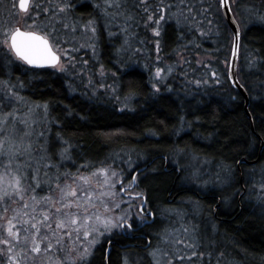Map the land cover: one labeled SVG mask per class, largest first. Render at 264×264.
I'll return each instance as SVG.
<instances>
[{"label": "trees", "instance_id": "trees-1", "mask_svg": "<svg viewBox=\"0 0 264 264\" xmlns=\"http://www.w3.org/2000/svg\"><path fill=\"white\" fill-rule=\"evenodd\" d=\"M12 2L0 0V16L7 15L8 22L17 12ZM147 2L155 6L159 0ZM230 2L242 32L238 77L250 100L251 119L245 99L229 78L234 39L221 0H189L197 19L203 21L198 27L205 35L195 27L189 31L187 26H178L175 19L167 20L165 9L157 14H164L167 20L160 22V36L152 31L154 21L145 27L148 13L136 6L140 0H125L120 9L107 8L110 13H123L115 20L105 14V0H71L67 22H75L76 31L65 29L61 22V44L73 49L82 70L106 72V80L113 86L112 90L107 86L106 93L85 89L84 79L80 84L64 72L30 68L0 49V82L15 85L11 91L24 98L9 99L0 91V117L9 119L2 125L6 131L0 138L9 135L14 118L7 114L15 109L17 128L23 129L19 121L26 119L33 129L32 140L44 133L34 145V157L39 158V144L46 141L50 162L57 165L46 168L41 161V185L33 196L47 197L62 173L113 167L126 181L135 178L136 190L155 217L152 225L137 228L142 235L137 240L116 232L108 237L107 232L97 235L102 242L80 264H125V257L131 264L132 258L141 260L147 255L149 250L144 247L153 236L171 228L183 231L184 226L197 236L196 264H264V203H257L250 190L263 179L259 171L264 168V20L260 19L264 17V0ZM129 15L133 19H126ZM51 16V5L42 0L38 22L48 27L40 32L51 31L52 24L57 29L59 23L50 22ZM90 20L95 33L91 26L85 28ZM71 34L76 41L71 40ZM200 59L203 63L199 66ZM155 69L165 72L156 86ZM8 147L5 144V149ZM65 147H69V158L61 159L60 151ZM243 160L258 163L239 165ZM126 162L132 165L131 170H127ZM4 163L6 158L0 157V175ZM17 163L13 161L9 169L26 191L29 185L35 186L33 172L23 168L16 171ZM218 181L228 185L220 188ZM5 190L11 195L4 196ZM12 192V188H0V218L6 214L15 217ZM26 194L27 199L29 191ZM27 207L21 203V213L32 210ZM24 225L18 222L16 235L27 233ZM45 229L48 227L44 226L41 234ZM99 231L104 232V228ZM3 233L13 241L11 251L15 253L4 251L0 243V264H17L13 258L19 256L15 244L19 240L6 229ZM107 241L112 242L108 255ZM40 242L47 248L46 240ZM57 252L55 260L60 263V248ZM200 253H204L203 258ZM22 257L18 264L26 263Z\"/></svg>", "mask_w": 264, "mask_h": 264}, {"label": "rangeland", "instance_id": "rangeland-1", "mask_svg": "<svg viewBox=\"0 0 264 264\" xmlns=\"http://www.w3.org/2000/svg\"><path fill=\"white\" fill-rule=\"evenodd\" d=\"M12 1H13L12 6H14V8H16L17 11L16 15L10 16L11 18L10 22H8L6 18L7 15L0 16V33L7 31L9 26H12L13 28L19 27L20 29L26 31L36 30L38 32H40V29L45 28L46 25H43L42 28L38 22V17H35L36 27L34 29H29L28 25L32 24V17L35 15V12H33L32 9H30L28 12H22L18 7L19 0H12ZM2 11L3 10H1L0 13ZM6 13L9 14V11H6ZM39 25L41 28L39 27ZM56 30L57 31L55 32V35L59 37V40L58 43L54 46V50L57 51V53L60 55L61 60H60V64L57 67L48 68V69L51 70L52 72L59 74L60 72H64L68 77L77 80L80 84L82 83L80 79H84L85 89H89L91 91L93 88L96 89L93 90L92 92L99 91L106 93L107 86H109V89L112 90L113 86L110 84L111 82H107L106 72L103 69H100L95 73L94 72L89 73L86 70L84 71L77 66L80 63L78 62L77 64V60L73 56L75 52L72 53L73 49L72 48L68 49L66 47H63V45L61 44L63 42V39H60V23L58 24ZM40 33L43 34V32ZM78 33H82V31L79 32L78 30ZM83 35L86 34L83 33ZM72 36L73 37H71V40L76 41L74 35ZM3 39L4 36L0 35V41H2ZM50 41L53 42L51 38ZM0 49L4 53L10 54V56L15 61L21 62L15 57L14 53L10 51L7 45L0 43ZM181 60L183 62L184 58H182ZM202 63H203V59H200L199 66ZM61 66L63 67V70ZM157 70L158 69H155L153 71L155 86L162 82L165 73L161 70L160 76H157ZM155 88L158 89V87ZM3 120H7V122L9 121V119L7 118L0 117V127H2V125L3 126L5 125L2 123ZM66 161L68 160H63V162ZM126 163H127L126 166L128 168L127 170H131L132 165H130V163L128 162ZM101 169H104L105 171L101 172L100 171ZM65 173H67L68 175H65ZM65 173H62L60 175V178L58 179L59 181L55 185L53 190L48 191L47 197H51V200H45L42 198L36 200L31 199V197L35 195V192L30 191L29 186L26 191H22L19 194H17L14 191L12 192V202H14L12 208L14 212H16V214L15 217L6 214L0 218V239H1L0 243L2 247H5L4 251L12 250L11 247L13 245V241L9 237H7L8 235H4L3 233L4 229L7 230L8 234L10 235L13 234V236L17 240H19L17 243H15L18 245L16 249H20L19 251H17V254L19 256L13 258L14 260L17 261H19V259L22 260L21 256L24 255V257H22L23 259L25 258L26 261V263L24 264H29V262L30 263L32 262V264H73V261H75V264L78 263L80 264L81 261L78 258L80 253L83 252L85 248L89 249V251L92 252V249L98 244L97 243L95 245H92L90 243V241H92L94 238H98L97 232L91 231L90 235L85 236L86 228L81 227L82 225H86L87 230H91V229L102 230L104 226L100 221L96 220V216H99L101 218V221L105 219H111L112 221L115 222L118 221L120 217L127 215L129 218L126 220V222H124L121 226L112 228L111 232L107 233V237H108L111 236L114 232H116L117 234L120 233L122 231L123 225L127 222L133 221V219H135L137 222H141L142 218L141 215L139 214V209L141 208L142 205V199L140 198L142 197V195H139L140 197L139 196L137 197V193L139 192L136 190V185L133 186V181L131 180L126 181V177L119 169H114L113 167H107V168L103 167L97 169L88 168L87 170H81L80 168L77 171L71 173L68 172ZM113 173H116V175L114 176ZM259 174H260V178H262L263 176V179L260 180L259 183L254 184V186H252L250 190L252 196L255 198L257 203L258 202L264 203V168L263 170L259 171ZM0 176H3V179L0 180V188L2 189L11 188L9 187V184L14 183L13 176H16V173L8 168L7 172L4 169L3 173ZM40 176L42 175L39 174V178ZM80 176L87 177L88 183L86 184L84 180L79 179ZM58 184L59 187L57 186ZM66 184L72 185L73 188L77 189L78 197L84 198V200L87 201V204L85 206L89 208L88 215L90 216V219L84 220L82 218L84 216V213L82 210H79L81 213V219L78 220L77 225H71L70 224L71 217L64 216V213L68 212L69 209L65 208L62 210L61 213H56V208L60 207L59 201L61 200V197L63 195L60 189L63 188ZM226 185H228L226 182L220 183L218 181V186L220 188H225ZM206 186L208 187V185ZM20 187L23 188L24 185L20 183ZM81 189H83V191ZM28 191L30 196L26 199L25 195H27L26 193ZM21 195L23 196V199L20 198ZM88 197H90L91 199L88 200ZM68 199L71 200L72 198H68ZM54 201L57 202L55 206L53 205ZM21 203H24V205L27 204L28 205L27 208L32 210L27 212V214H25V211L21 213L22 211V210L20 211ZM117 205L119 206L117 207ZM71 211L76 212L78 211V209L72 208ZM45 213H47L49 216V219L47 221L44 220ZM10 217L12 218L10 219ZM60 219H64L66 222H69L67 228L65 229L56 228V225ZM18 222L25 223L24 227L27 230L26 234L24 235L20 234L19 236L16 235L18 231L17 230ZM48 224H51V229L49 228L48 230L45 229V233L41 234L43 227L45 226L47 228ZM33 225H36V227H33ZM76 227L80 228L79 233L73 230ZM9 228H11V232H9ZM37 229H39V235H36ZM52 229L57 232V235L55 237H53V235L52 236L49 235V232H53ZM177 230H178L177 228H171V230H168V232L172 233L173 238L178 236H185V233L183 234V231L181 229L180 231ZM68 231H71V238H69L67 235H63V238L61 239V233H66ZM77 236L79 238H77ZM193 236L197 238L195 232L193 233L192 231H189L187 238L192 239ZM43 237H48V240L43 239ZM160 237L161 235L159 236V241H160ZM57 239H61L60 244H56ZM4 240H7L8 243L7 244L3 243L2 241ZM40 240H46L48 243L53 244L54 246L52 247L51 251L45 252L44 249H46V247H44V245L41 244ZM37 244L41 248V251L37 253V255H33L31 253V250L29 249H32ZM178 247L188 252L189 254L191 253V251H193V249H184L183 245H178ZM58 248H60V263L56 262L55 260L56 257L55 253H58L57 252ZM72 249H75V251H72ZM11 253L14 254L15 251L13 250L11 251ZM144 260L147 261L148 263H146ZM17 261L16 263L18 264ZM193 261H195V257H193L191 261L188 260V262H185V264H195V262ZM175 262L176 261H174L173 264H176ZM131 264H153V259L148 252L147 255H145L144 258L141 260L140 258H136V257L132 258Z\"/></svg>", "mask_w": 264, "mask_h": 264}, {"label": "snow or ice", "instance_id": "snow-or-ice-1", "mask_svg": "<svg viewBox=\"0 0 264 264\" xmlns=\"http://www.w3.org/2000/svg\"><path fill=\"white\" fill-rule=\"evenodd\" d=\"M48 4L52 6V16L49 17V21H56L57 23L63 22V27L65 29H68L71 27V31H76V23L73 22L71 25L67 22L68 14L73 7V4L71 3V0H63L61 3L60 0H47ZM125 2V0H105V14L107 16L112 17V20H115L116 15H123V13H110L107 11V8L112 7L116 9H120L122 7V4ZM221 4H224L228 11H231V7L228 5L227 0H221ZM183 5H187V7H182ZM32 6L36 10L35 15L32 17V24L28 25L29 29H34L36 27L35 24V17L39 16V10L42 7V0L41 2H37V0H32ZM137 7H142L143 12L148 13L146 17L145 27H148V22L155 23V27L152 28V31L156 36L161 35V26L160 22L167 20L175 19L176 23L180 27L187 26L189 31H191L192 28H196L197 31H200L201 35H205L206 33L203 32L198 26L203 23L202 20H198L196 14L192 11L193 5L189 4V0H178V3L173 2H165V0H159V3H157L155 6H152L148 4L147 0H140V3L136 5ZM20 7L24 9L26 12L28 10L26 3L24 0H21ZM99 7V5H97ZM167 10V20L166 16L163 13ZM173 9H175L173 11ZM44 12H48V8H43ZM60 13H64V17H60ZM203 15V13H201ZM59 17V19H58ZM126 19H133L132 16H127ZM261 20H264V17H260ZM93 21L90 20L87 25H85V28H90V30L95 33L97 30L93 25ZM211 23V21H209ZM47 25L45 26V29H47ZM123 31H127L126 28L122 29ZM56 29L55 24H52L51 31L44 30L43 34H40V32L36 30H27V31H21L19 27L13 28L12 26L8 27L7 31H4L0 33V35L4 36V39L0 41V43H3L4 45H7L12 53H14L15 57L24 62L27 65L37 67V68H43L45 66L50 67H57L60 64V57L57 55V51L54 50V46L58 43L59 37L55 35ZM112 33H110L111 35ZM235 38L238 40L239 36L238 34L234 33ZM50 38L52 39V43H50ZM157 48L159 49V41H156ZM238 47V46H237ZM4 59H7L5 57ZM11 63V61H9ZM62 70L63 67L61 66ZM171 70V69H170ZM160 69L157 70V76H160ZM0 84L3 85L2 88H0V91H3L5 96L9 99H16V100H23V97H20L18 93H14L11 91V88H15V85H12L11 87L8 86L7 81L0 82ZM197 84H199V81H197ZM20 87H23V85H20ZM159 91V89H157ZM45 111H47V105L43 106ZM31 111V109H30ZM15 112L14 109L13 112L8 113V116H12L13 124L11 128L8 130L9 135L5 136L3 138H0V157L6 158V163H4L5 171L7 172L9 166L13 163V161H17V169L16 171H19L21 168L23 169H31L33 172L32 179L35 181V186L29 185V187H32V191L35 192L36 188H39L41 185V181L39 179L40 174V164L41 161H44V167H57V165L52 164L51 161V155L48 153L47 149V142L43 144H39V151L41 155L39 158L34 157L33 153L37 150L34 148V145H36L39 141V138L44 136L43 132H40L37 134V139L34 141L31 139L33 136V129L31 124L28 120H20V124H22L24 127L23 129H19L16 127L15 123ZM181 121L183 122V117H181ZM3 124H7V120L2 121ZM6 129L4 127H0V133H4ZM64 144H68L67 141H63ZM5 144H9V147L5 149ZM70 147V145H69ZM69 147H65L60 151L61 159L69 158L68 152ZM24 158L22 162H20V158ZM33 161H35V166H33ZM101 172H104V169L100 170ZM45 176L48 175L47 172L44 173ZM65 175H68L65 173ZM95 175V173H94ZM115 176L116 173H113ZM26 178V175H25ZM3 179V176H0V180ZM79 179L84 180V182L88 183V178L80 176ZM14 183H10L9 187L13 188V191L17 194L21 193L23 189L20 187V179L16 176H13ZM133 183H135V178H133ZM205 183H208L207 181ZM59 187V184L57 185ZM114 187V185H113ZM83 191V189H81ZM60 191L63 193L61 200L59 201L60 207L56 208V213H61L63 209H69L68 212L64 213L65 217H71L70 224L71 225H77L78 220L81 219V213L79 210H82L84 213V216L82 217L84 220L90 219L89 208L85 206L87 204V201L84 200L82 197H78V192L76 188H73L72 185H65L63 188L60 189ZM115 194V193H113ZM11 194L5 190L4 196H10ZM142 195L141 193H137V196ZM21 199H23V196H20ZM68 198H72L69 200ZM31 199L36 200V196H32ZM42 199L45 200H51V197H43ZM91 198L88 197V200ZM66 201V202H65ZM83 201V203H82ZM57 202L54 201L53 205L55 206ZM28 205L25 204L24 207H27ZM119 205H117L118 207ZM94 207V205H93ZM76 208L78 211L72 212L71 209ZM5 211H7V207H5ZM140 211L143 212L144 208L141 205ZM129 217L127 215L122 216L119 218L118 221H112L111 219H105L101 221V218L99 216H96V220L100 221L104 226V232H100L99 229H91L87 230L86 225H82L81 227H85V236L90 235L91 231H96L98 236H103L106 232L110 233L112 228H115L117 226H121ZM49 219V216L47 213L44 215V220L47 221ZM68 223L64 219H60L59 222L56 225L57 229H65L68 227ZM33 227H36V225H33ZM47 227L51 229V224H48ZM131 227V225H129ZM73 230H75L77 233H79L80 228L76 227ZM9 232H11V228H9ZM183 232L185 233V236H178L173 238L172 233L165 230V233L161 235L160 241L156 245V247L151 248L149 250V255L153 259V264H173L174 261H184L189 260L191 261L193 257L197 256V249L199 247V243L197 239L193 236L192 239H188L187 235L189 234V229L184 226ZM36 235H39V229H37ZM53 237L57 235V232L53 230L52 232ZM63 235H67L69 238H71V231H68L66 233H61V239L63 238ZM77 238H79L77 236ZM43 239H48V237H43ZM61 239L56 240V244L61 243ZM3 243L7 244L8 241L4 240ZM92 245H95L97 243H100L98 238H94L92 241H90ZM107 243H111V241H107ZM178 245H183L184 249H193L191 253L184 251L183 249L179 248ZM54 245L49 243L47 248L44 249L45 251H51L52 247ZM31 251L39 253L41 251V248L37 244L35 247L31 249ZM72 251H75V249H72ZM91 255V252L89 249L85 248L83 252L79 255V260L81 262H86L87 258ZM202 258L204 253L199 254ZM73 264H75V261H73ZM125 264H128L127 257H125Z\"/></svg>", "mask_w": 264, "mask_h": 264}, {"label": "water", "instance_id": "water-1", "mask_svg": "<svg viewBox=\"0 0 264 264\" xmlns=\"http://www.w3.org/2000/svg\"><path fill=\"white\" fill-rule=\"evenodd\" d=\"M24 2L26 3L27 8L29 9V7H30V0H24ZM20 3H21V0L19 1V8H20V10L22 12H26L24 9H22L20 7ZM227 3L231 7L230 0H227ZM221 9H222L224 18H225V20H226V22H227V24H228V26H229V28H230V30L232 32L233 39H234L233 40V49H232L231 61H230V66H229V78H230V81H231L232 86L245 99L247 114H248V116L250 118V114L248 113V107H249V104H250V100H249V97H248V94H247L246 90L244 89V87L241 84V82L239 80V77H238V62H239L240 44H241V36H242L241 28H240V25H239L238 21L236 20V18L234 16V13L232 11V7H231V11L229 12L228 11V8L224 4H221ZM20 30L21 31H24L22 29H20ZM234 33L238 34V36H239V39L238 40L235 38ZM57 55L60 57V55L58 53H57ZM60 60H61V58H60ZM25 65H27V64H25ZM27 66L30 67V68H34V69H48V68H53V67H50V66H45L43 68H37V67L30 66V65H27ZM257 163H258V161L247 162V161L243 160V161H241L239 163V165H241V164L255 165ZM144 170L145 169L143 168L139 172H142ZM179 175H180V173H179ZM135 183H133V186L136 185ZM142 198L144 199V196H142ZM145 204H146V201L144 199V204L142 206L144 207ZM147 216L152 217V218L154 217V215L152 213H149ZM108 254H109V250H108Z\"/></svg>", "mask_w": 264, "mask_h": 264}, {"label": "flooded vegetation", "instance_id": "flooded-vegetation-1", "mask_svg": "<svg viewBox=\"0 0 264 264\" xmlns=\"http://www.w3.org/2000/svg\"><path fill=\"white\" fill-rule=\"evenodd\" d=\"M18 7H19V2H18ZM32 8H33V6H32V0H30V7H29L28 11L30 9H32ZM24 31H26V30H24ZM140 198L142 199V205H143L144 204V199L142 197H140ZM143 208H144V211L143 212H141L140 209H139V214L141 215V218H142L141 222H137L135 219H133V221H130V222L125 223L123 225V227H122V231L120 233H118V235H121V236H123L125 238H129V239L131 238V239H136V240L138 238H141L142 235H139L140 233L138 232V229L137 228L140 229L142 227L150 226V225H152L154 223V219H155V217L152 218V217L147 216L149 213H152V212L149 210V208H148V206L146 204H145V206ZM129 225H131V227H129ZM158 241H159V236L158 237L153 236L152 237V240L151 241H148V244L146 245V247H144V249L150 250L151 248L156 247V245L158 244ZM111 244H112V242L110 244L108 243V245H107L109 251H110ZM108 250H107V255H108ZM185 262H188V260L176 261L175 263L176 264H185Z\"/></svg>", "mask_w": 264, "mask_h": 264}]
</instances>
